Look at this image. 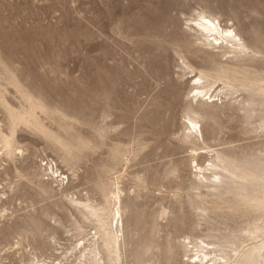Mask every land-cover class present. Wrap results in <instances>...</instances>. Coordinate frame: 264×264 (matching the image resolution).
<instances>
[{"label": "rangeland", "instance_id": "obj_1", "mask_svg": "<svg viewBox=\"0 0 264 264\" xmlns=\"http://www.w3.org/2000/svg\"><path fill=\"white\" fill-rule=\"evenodd\" d=\"M201 12L246 51L204 47ZM260 100L264 0H0V264H81L75 245L99 233L105 257L114 193L119 264H184L187 236L263 245ZM189 116L203 136L187 137ZM225 156L218 187L200 185L196 162Z\"/></svg>", "mask_w": 264, "mask_h": 264}, {"label": "bare ground", "instance_id": "obj_2", "mask_svg": "<svg viewBox=\"0 0 264 264\" xmlns=\"http://www.w3.org/2000/svg\"><path fill=\"white\" fill-rule=\"evenodd\" d=\"M207 16L205 12H201L198 15V19H195V23L190 26L191 29L196 31L200 35L199 40L203 42L204 47H220V48H233V53L241 52L244 53L247 49L246 43L239 36L235 29L232 27H223L221 21L217 17ZM226 45V46H224ZM194 80H197V83L202 82L201 77H195ZM197 95L204 99L210 94V90L206 87H197ZM213 94L209 97V100H212ZM213 101V100H212ZM260 105L264 104V101H258ZM189 126L187 127L190 131L187 134L188 138H198L200 135L203 136L202 126L196 118L189 116L188 117ZM227 156L221 158L220 163L209 161L208 165H201L199 162H196V180L199 181L200 185L208 189H214L218 187L220 183L221 173L218 171V168L222 164L227 163ZM246 163H249V160H245ZM46 166L53 171V175H57L61 179V185L63 180H65V173L61 171L52 159L46 161L44 159ZM242 162V161H241ZM263 162L261 157H258L255 162V166L247 172L248 177H259L258 169H260L261 163ZM47 167V170H49ZM235 169H238L237 167ZM257 188V185L250 183L249 186ZM114 196L110 200V204L113 206L111 210V221L112 226L108 229H104L102 240L108 248V255L105 257L101 256L100 250V233L97 240H93L90 244L91 247L87 248L85 243L75 245L73 251H79V260L81 264H111L109 260L113 261V264H119V258L114 259L111 256L114 253V250H117L122 245V238L124 237V224L122 219V207H121V198L119 193H114ZM253 199H257V195H253ZM208 209V208H207ZM207 209H204L206 211ZM116 221V228L113 227V223ZM103 228V227H102ZM195 230V229H194ZM98 236V233H95L93 236ZM207 239H213L211 241ZM207 239L203 237H185V240L182 243V247L185 253V256L188 257V261L184 264H264V244L261 246H252L248 250L240 251L242 245H233L231 246L233 251L228 252L225 250V246L220 244L217 239H220L217 235L208 236ZM189 240V242H186ZM89 251V252H88ZM88 252V253H86ZM82 258V259H81ZM30 264H47L45 260L40 259L39 257H34ZM52 264H55L53 262Z\"/></svg>", "mask_w": 264, "mask_h": 264}]
</instances>
